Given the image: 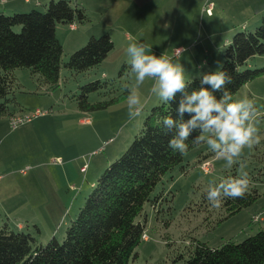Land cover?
Masks as SVG:
<instances>
[{"label":"rangeland","instance_id":"obj_1","mask_svg":"<svg viewBox=\"0 0 264 264\" xmlns=\"http://www.w3.org/2000/svg\"><path fill=\"white\" fill-rule=\"evenodd\" d=\"M48 1L0 0V11L2 7H14L15 11L43 10ZM76 1L85 8L89 19L85 23H73L76 30L67 23H55L56 35L63 46L62 62L73 51V45L78 43L75 41L78 38L79 42L82 41L85 34L99 36L107 32L113 40V48L98 65L84 72H71L62 64L58 85L52 88L40 86L28 69H15L19 86L14 95L24 105L20 114H31L36 108L41 113L16 128L30 120L35 122L33 125L27 129L19 128L15 133H11L16 128L10 126L9 118L0 117L2 168H11L15 163L21 167L31 163L29 160L33 156H40V169L47 171L40 172L39 181L27 182L17 179L16 175L10 177L3 187L5 190H1L13 192L15 198L4 202L0 196V213L8 206L13 208L8 214L12 225L14 220L21 218L25 221L24 230L29 231L38 244L46 243L52 235L62 240L65 228L75 217L91 182L94 183L102 170L126 149L150 107L162 102L150 92L155 81L146 78L136 89L144 105L142 113L129 120V93L120 95L122 85L127 84L129 89L135 87L128 46L144 43L148 46V54H163L178 60L184 65L185 75H188L186 80H189L203 72L217 70V63L201 68L202 59L217 58L222 62L227 16L233 14L232 22L239 24L247 17L242 9L258 8L264 4V0H219L216 11L213 8L217 0H212L211 14L203 10L202 3L203 15L194 9L198 0H162L157 1L159 5L147 0ZM6 9L2 10L6 14L14 12ZM258 23L251 22L252 26L246 30H253ZM176 48L180 49L177 55L174 53ZM184 49L186 51L180 54ZM190 56L197 58L195 64L198 67L188 68L194 61ZM263 65L264 54H256L249 57L241 68ZM93 79H114L115 89L110 96L120 97L106 108L81 111L76 106L74 94L78 93L79 84ZM232 98L233 101L247 98L253 102L259 143L251 149L245 147L238 162L231 166L205 143L188 150L182 162L184 169L177 165L168 170L152 191V195L160 194L156 207L145 202L137 216L140 221L145 219L144 232L148 239H141L135 248L137 255L130 258L128 264H185L189 243L194 240L214 247L227 240L241 241L264 227V74L241 85ZM88 99L95 102L102 96L91 92ZM9 160L12 162L8 165ZM203 160L209 161L208 171L200 167ZM245 173L250 180L249 187H255L259 197L249 206L214 224L215 219H212L220 207L206 210L204 203L208 199L205 193L222 180L241 177ZM5 174L0 170V178ZM253 216L257 219L253 220Z\"/></svg>","mask_w":264,"mask_h":264},{"label":"trees","instance_id":"obj_2","mask_svg":"<svg viewBox=\"0 0 264 264\" xmlns=\"http://www.w3.org/2000/svg\"><path fill=\"white\" fill-rule=\"evenodd\" d=\"M88 19L85 8L76 0H49L43 10L31 8L12 14L0 11V117L20 114L24 108L14 95L19 86L15 69H28L40 86L52 88L58 85L62 64L79 73L98 65L107 56L114 43L105 32L90 35L62 62L63 46L56 35L55 23H85ZM256 54H264V14L253 30H236L223 48L222 70L232 77V83L226 86L231 95L244 83L264 74V65L241 68ZM207 72L212 71L203 73ZM200 75L187 80L189 91L200 87ZM114 82V79H93L79 84V91L74 94L77 108L81 111L106 108L120 95L128 94L129 87L124 84L120 95L110 96ZM91 92L99 93L102 99L89 101ZM216 95L219 97L220 93ZM178 99L179 96L177 102ZM176 108L177 103L163 101L150 107L126 149L90 186L61 241L52 235L46 243L38 244L30 232L13 229L7 221L0 222V264H128L137 255L135 248L144 233L145 219H137L144 203L156 207L160 197L152 195L156 184L174 166L184 169L185 154L168 147L174 132H168L162 124L165 116L178 118ZM188 118L185 114V119ZM187 143L188 150L198 145L191 138ZM259 195L255 187H249L243 198H225L212 221L221 222L252 204ZM204 205L208 211L213 207L209 200ZM189 245L185 264L264 263V227L238 242L227 240L213 247L194 240Z\"/></svg>","mask_w":264,"mask_h":264},{"label":"clouds","instance_id":"obj_3","mask_svg":"<svg viewBox=\"0 0 264 264\" xmlns=\"http://www.w3.org/2000/svg\"><path fill=\"white\" fill-rule=\"evenodd\" d=\"M148 51V46L140 42L131 43L127 48L131 73L135 74V87L128 89L127 96L129 120L139 117L144 107L136 89L146 78H152L155 82L150 89L151 94L165 103H177L178 118L165 116L162 119L163 127L174 132L168 143L174 152L186 154L187 142L191 138L193 144H207L212 152L231 166L238 162L245 147L251 149L259 143L253 102L247 98L233 101L226 87L232 83V77L222 70V62H216V71L201 73L200 87L189 91L186 69L181 62L163 54H148ZM206 64L205 61L200 67ZM216 93H220L219 97ZM185 114L188 119H185ZM249 184L246 173L222 180L209 188L207 199L213 207H219L225 198H243Z\"/></svg>","mask_w":264,"mask_h":264},{"label":"crops","instance_id":"obj_4","mask_svg":"<svg viewBox=\"0 0 264 264\" xmlns=\"http://www.w3.org/2000/svg\"><path fill=\"white\" fill-rule=\"evenodd\" d=\"M150 1H152V2L154 1V2H156V5H159L160 2H157V1H162V0H147V2H150ZM191 1H194V0H191ZM195 2H196V0H195ZM203 2H204V0H198L196 2V5L194 6V9L200 11L202 14L204 13L202 11V3ZM167 3H169V2H167ZM219 3H220L219 0H217L216 3L214 2V8H213V10H216V8L219 5ZM6 8H8V10H13V11L16 10L14 7L13 8L12 7H10V8L9 7H2L1 11L2 10L3 11L7 10ZM242 10H244L243 15H247L246 20L244 22H242V23H239V24L238 23H235L234 24L232 22L234 20V18H235V16H233V14H229L227 16L229 22L227 21V23H226L227 27L225 28V30H223L225 32V36H226L224 42L222 43L224 46H225V44H227L229 42L232 34L236 30H240V29H245L246 30V28H248V26H252L251 25V22L253 23V22H258L259 21L260 16L262 14H264V4L260 5L258 8H250V7L247 8L246 7L244 9H242ZM249 10H251V12H249ZM192 14H193V12H192ZM248 14H250V15L248 16ZM75 24H73L74 26H71V24H69V27L71 29L76 30L77 29V26ZM91 34H93V33H91ZM89 36H90V34H85L84 36H82L83 37V40L80 41V42H79V38H78L75 41V42L78 41V43H76L75 45H73V47H72L73 49L72 50H74V49L78 48V46H81L82 44H84L85 43L84 40L86 41ZM82 42H84V43H82ZM183 51H185V50H182L180 54H182ZM190 54L193 55L194 53H190ZM190 58H192V60H194V61H191V63L188 65L190 67H188V68L198 67L199 65L198 64H195V63L198 62L197 58H195L194 56H190ZM187 61H189V59H187ZM217 61H218L217 58H214L213 60L207 59L206 66L207 67H210V66H208L210 64H214L215 65ZM219 61L221 62V59ZM203 62H205L204 59L201 60V62H200L201 65H202ZM191 64L192 65L195 64V65L194 66H191ZM192 74H195V73H192ZM186 76H188V75H185V78H186ZM22 106L24 107V105H22ZM37 118L40 119V117H37ZM86 120H88V118L85 119V122H86ZM38 121H40V120H38ZM81 121H83V119H81ZM34 123L35 122H33V121L30 120L28 123H26L25 125L20 126L19 128L21 129L23 127V128H26L27 129L28 126L33 125ZM19 128L14 129L13 132H11V133L17 132L19 130ZM29 161H31V163H26L25 165H23L21 167H18V165H15L16 164L15 163V164L12 165L13 167H11V168L10 167L2 168V167H4V164H3V161L0 160V170H3L6 173L5 175H3L0 178V196L2 197V200L4 202L6 200H9L10 198H15L14 197L15 194L13 192L3 191V190H5V188H3V187L8 183V180L10 179V177L13 178V176L16 175L17 176V179L20 178V179H23V180H25L27 182H29L31 180L39 181L40 180V172H42V173L47 172L46 169H44V172H43V168L40 169V156H33V159L32 160H29ZM11 162L12 161L9 160L8 165L11 164ZM48 173L51 174L50 171H48ZM10 181H12V180H10ZM92 184H93V182H91L90 186ZM2 188H3V190H1ZM12 210H13V208H11L10 206H8L7 209H2L1 210V213H0V222L7 221L8 224L13 229H16V230H24L25 229V221H23L21 218L20 219H17V220H14L15 221V224L12 225V222L10 221V216L8 215L10 212H12ZM17 210H18V208H15V211H17ZM26 226H28V225H26ZM26 230H29V228H26Z\"/></svg>","mask_w":264,"mask_h":264},{"label":"built area","instance_id":"obj_5","mask_svg":"<svg viewBox=\"0 0 264 264\" xmlns=\"http://www.w3.org/2000/svg\"><path fill=\"white\" fill-rule=\"evenodd\" d=\"M212 6H213V1L212 0H204L203 2V10L208 13L211 14L212 12ZM73 24H71L72 26ZM180 52L179 48H176L174 50V53L177 55ZM41 111L40 109L36 108L35 110L31 111V114H16V115H12L9 117V124L12 128H16L17 126H19L20 124H22L24 121L31 119V117H33L34 115H38L40 114ZM200 167L204 170V171H208L209 170V161L207 160H203L200 162ZM23 171V170H22ZM253 220L257 219V216H253L252 217ZM142 239L143 240H147L148 236L147 234L144 232L142 233Z\"/></svg>","mask_w":264,"mask_h":264}]
</instances>
